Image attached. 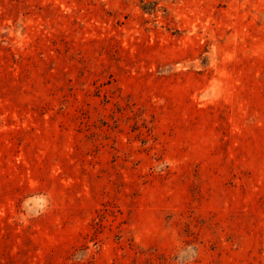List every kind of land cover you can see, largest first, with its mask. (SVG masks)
Instances as JSON below:
<instances>
[{
    "label": "rangeland",
    "instance_id": "374dc122",
    "mask_svg": "<svg viewBox=\"0 0 264 264\" xmlns=\"http://www.w3.org/2000/svg\"><path fill=\"white\" fill-rule=\"evenodd\" d=\"M0 264H264V0H0Z\"/></svg>",
    "mask_w": 264,
    "mask_h": 264
}]
</instances>
